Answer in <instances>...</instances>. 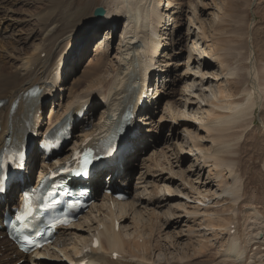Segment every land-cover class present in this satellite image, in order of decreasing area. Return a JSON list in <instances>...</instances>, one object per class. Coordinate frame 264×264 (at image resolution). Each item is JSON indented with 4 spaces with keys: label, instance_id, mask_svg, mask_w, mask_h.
I'll use <instances>...</instances> for the list:
<instances>
[{
    "label": "bare ground",
    "instance_id": "obj_1",
    "mask_svg": "<svg viewBox=\"0 0 264 264\" xmlns=\"http://www.w3.org/2000/svg\"><path fill=\"white\" fill-rule=\"evenodd\" d=\"M79 1L49 0L47 3L51 7L46 9L42 18L33 16L19 21L13 19L15 5L22 4L32 9L37 8L36 4L46 6V0H0V101L4 102L0 108V152L10 140H23L22 129L27 118L36 117L40 132H44L66 115H75L84 105H89L84 119L75 121V128L80 133L73 135L70 146L61 156L45 159L38 144L31 149L27 164L29 171H26L28 176L24 175L12 183L6 199L8 207L16 202L18 192L22 194L21 188L33 182L38 171L42 178L57 164L70 160L73 151L87 140H90V145L105 138L122 110L132 108L133 114L145 126V132L143 127L135 126L128 145L117 156L115 164L96 173L91 181L94 196L101 203L95 202L87 215L62 229L55 244L40 255L24 256L4 235L0 243V264H15L21 260L30 264H44L50 260L66 264L67 259L70 264H79L85 258L86 249H91L89 257L93 264H264V201L248 196L239 178L238 166L242 139L254 123L257 108L262 110L264 123V57L259 61L251 58V65L245 68L256 95L249 94L242 102L236 94L239 88L235 82L240 68L234 66L230 69L229 54L220 48V41H215L217 37L213 36V29L216 30L222 19L223 3L213 21L192 22L189 18L193 25H198V32L189 30L188 39H196L192 41L193 50H189L187 56L188 71L181 76L178 74V61L183 53L184 35L180 32L179 19L185 12L184 0H90L89 5L93 9L90 8L87 21L73 32L60 30L59 18L67 15L63 9L72 8L78 14ZM100 7L106 12L102 18H97L94 11ZM15 21L31 25L29 31L34 27L37 30H33L26 39L21 35L13 38ZM119 29L122 33L118 35L113 67L109 64L112 63L109 55L114 50L112 33L114 31L116 35ZM10 31L12 39H8ZM102 31L101 38L92 46L88 65L78 76L80 69L76 68L81 55H85ZM38 33L43 38L36 43ZM31 39H34L33 44L26 48ZM74 39H79V43L72 47ZM151 76H154L153 80ZM144 82L149 85L148 94L155 99L150 107H140L143 95L140 86ZM180 83H184L182 98L179 99L184 110H178L176 118L177 112L170 111L171 103L168 101L165 110L171 113L169 115L175 125L179 120L186 122V138L177 143L180 134L176 131L169 138L164 139L161 135L159 142L165 141L177 147V151L168 148L159 151L158 148L147 158L156 162L153 175H160H151L152 182L158 185L160 192L166 193L164 197H156L149 192L151 182L144 181L140 182L145 183L144 187L136 188L138 195L133 205V202H119L113 195L105 194L100 198L103 175L109 173L113 176V188L128 184L133 160L146 151L145 138L154 139L156 130L161 127L156 118L160 115L162 95H169ZM32 88L39 89L38 97L28 95ZM166 89L169 93L164 91ZM56 92L62 93L60 103H54ZM138 93L141 96L137 97ZM52 97L53 105L47 112L49 116L44 119ZM98 98L101 105L96 103ZM41 111L43 115H40ZM173 126L171 130H174ZM188 158H192L193 163L182 172L181 166ZM190 173L196 176L193 185L188 181ZM174 186H177V191L172 189ZM171 199L178 200V203ZM163 205L168 206V217L178 220L176 225L187 220L189 226L183 225L187 235L180 233L181 238L187 236L185 243L177 241L171 245L167 239L164 243L158 240L160 237H155L152 227L146 236L140 234L143 231L140 229L144 228L141 225L146 224L145 228H149L151 222L148 217L153 214L154 206ZM5 213L6 208L0 202V225L4 223ZM128 220H131L129 224ZM173 224L174 221L171 226ZM94 238L100 241L98 248L92 247ZM178 245L182 248L176 247ZM207 247L217 250L215 255L210 254L211 261L208 258V262H194L206 255Z\"/></svg>",
    "mask_w": 264,
    "mask_h": 264
},
{
    "label": "rangeland",
    "instance_id": "obj_2",
    "mask_svg": "<svg viewBox=\"0 0 264 264\" xmlns=\"http://www.w3.org/2000/svg\"><path fill=\"white\" fill-rule=\"evenodd\" d=\"M47 2H49V0H46V6H43L44 4H41V5L36 4L37 8H32V9H28V7H24V5H22V4L15 5L14 9H15V12L17 14L15 13L13 19H17V20L20 19L21 20V18H23V19H31L34 17L42 18L44 16V14L46 13V9L51 7V5H48L49 3H47ZM81 2H83V3H81ZM89 2H90V0H88V1L87 0H80L79 1L80 7L78 6L77 8H79V9H76L77 11H79L78 14L75 13V10L72 8H70L69 10L64 8L63 10L64 11L66 10L67 15L65 17L63 16V17L59 18V20H61L60 21V30H64V31L68 30V32H73L75 29H77V27L80 24H84L87 21L88 17L90 16L89 14L91 13V10L93 9V7L92 8L90 7ZM184 3H185V5H184L185 12H184V15L182 16V18L179 19V23L181 25L180 32L183 33V35H184V44L182 46L183 47L182 56H181L180 60L178 61V63H179L178 64V67H179L178 74L183 76L188 71L187 66H186L187 65V59H188L187 56L189 55V50H193V48H192L193 42L192 41L194 39H196L195 37L191 38L190 40L188 39L189 30L191 32H193V31H195L196 33L198 32V29H197L198 25L195 26L192 24V22L200 20V21H205L206 23H208L210 21H213L215 19V17L217 15H219V7L223 3L225 9H224V12L222 13L223 15L221 16L222 19H221L220 23L218 24V26L215 27L216 30L213 29V33L215 34L213 36H214V38L217 37L215 39V41L216 40H217V42L220 41L219 45L221 47L220 46L219 47L222 49H225L226 53L229 54L227 61L229 62L230 69L235 68V67L240 68L238 71V76L236 77L237 79H235V82H238L237 87L239 89L236 90V94L239 96V100H241V98H242L241 101L245 102L246 98L248 97L249 94H251V95L255 94L256 95V91H253L247 70H245V68L247 66L251 65L250 64L251 60H252L251 58L254 57V59L256 58L259 61L261 59V57L262 58L264 57V54H263V51H264V0H184ZM90 8H91V10H90ZM189 18H192V22H191V19H189ZM16 22L17 21H15L14 26L12 27V30H14L12 33L13 38H15V36L21 35V37L23 39H26L28 37V35H30L31 32H33V30H37L34 27L35 29L33 28L32 31L31 30L29 31V29H32L31 25H28L27 23H24L21 25L20 23H16ZM29 26H30V28H29ZM123 27H121V29H123ZM218 30H219L220 34H218ZM103 32L104 31H102L101 34H99V36L95 39L93 44L89 47L90 49H88L86 51L85 55H81L80 63H79L80 68L78 66L76 68V66H75L76 69H80V73L78 74V76H80L83 73L82 71H84L85 67L88 65L89 60H87V59H89V57H91V55H92V52H91L92 46L94 45V43L97 40H99L101 38V35L103 34ZM120 32L122 33V31H120V29H119L118 32L116 33V35H115L114 31L112 33L111 45H112L114 50H112L110 55H109V61L111 60L110 62H112L109 64H110V66L112 65L113 67L116 64L115 58H116L117 52L115 49H117V46L119 44V36L121 34ZM215 32H217V33H215ZM196 33H194V34H196ZM40 34L38 33L36 35V37H37V39H35L36 43L40 42L39 40H41V38H43V36L40 37ZM60 35H62V34H60ZM213 36H211V37H213ZM8 39H12L11 31H10ZM78 40L74 39V41L72 43V47L75 46L77 43H79V42H77ZM82 40H84V39H82ZM256 40H258V41H256ZM32 41L34 42V39H31L28 41L26 48L30 47ZM190 48H192V49H190ZM251 54H253V55H251ZM44 56L45 55H43V57ZM76 73H77V71H76ZM225 74L226 73H224L223 75H225ZM70 82H72V79L70 80ZM183 87H184V83H180V84H178V86H176L174 91H171V93H169V91H167V89L164 90L165 92H168L169 95L167 93L165 94V96L162 95V99H161L160 106H159L160 115L156 118V120H157L156 123H159V125L158 124L157 125L161 126V127H158V129L156 130L157 134L155 135L154 139H151L150 137L145 138V144L147 146V148L145 149L146 151H143L140 155H138L136 157V159L133 160V162L129 168L130 177L132 180L130 179L128 184L124 185V190H122L123 193L125 192L128 196V199L124 202H130V203L133 202L132 205L135 203V197L138 195L137 194L138 192L136 190L138 189V187H144L145 183L141 184L144 181L145 182H151L152 185L151 184L149 185L150 187H149L148 191L152 192L154 195H156V197L160 196L163 198L164 195L166 194V193L160 192V190L158 189V185L156 184V186H155L154 182H152L151 175L154 174V170H153L154 166L153 165H156V162L153 161L152 159H147V158L152 154V151L157 150L158 148H159L158 149L159 151L162 150L163 148H168V149H172V150L177 151V149H176L177 147L175 148L174 146H172L171 144H169L165 141L160 143L159 141H160L161 135H163L164 139L166 137L169 138V137H171L172 133L176 131V133L180 134V139L178 140L177 143H182V141L186 138V134H184V128H186V126H187V125H185L186 122L184 120H179L178 122H176L177 124L175 125V122L172 121V119L170 118L171 116L169 114H171V113H169L168 111L165 110V108L166 109L168 108L167 105H169V103H171L173 105L172 106L170 104L171 110L170 109L169 110L170 111L174 110L173 111L174 113L180 109L182 111L184 110L182 103L180 101L182 98L181 92L183 90ZM61 94H62L61 92H56L53 95V97L55 98L54 103H56V102L60 103ZM53 97L48 101L46 114H47V112H49L48 111L49 108L52 107V105H53L52 104ZM99 100H100L99 98L96 99V103L98 105H101V103H99ZM167 101L169 103H167ZM100 102H101V100H100ZM102 110H103V108L100 109V111H102ZM163 110H165V111L163 112ZM260 111H262V110L260 108H257L256 114L254 116V118H255L254 123L250 126V128L248 129V133H246V136L243 137V139H242V141H244V142H243V145L240 147V149H242V151H241V155L239 156L238 166H239V178L241 179V182L244 184V188L247 191L248 196L253 197V199H255V200H258V199L262 200L263 199V201H264V123L262 121L263 115ZM177 114H178V112L176 113V118H177V116H179ZM97 115L99 116L100 114H97ZM47 117H48V115H47ZM161 118H164V119L161 120ZM45 119H46V117H45ZM173 125H175V126H173ZM172 126H173L174 130H171ZM160 132H163V134H159ZM182 135H184V136H182ZM174 143H176V141H174ZM178 150H179V148H178ZM178 153L180 155H182L180 150L178 151ZM179 157H180V159L182 158L181 156H179ZM143 159H145V160H143ZM152 162H155V163H152ZM192 163H193L192 158H188V160H185V162L181 166V170H183L182 172H184L185 169L188 170V168H189L188 166H190ZM177 170H178V168L175 169V171H177ZM156 172H158V170H156ZM181 174L182 173H179V175H181ZM192 174L193 173L189 174L190 178H188V181L191 182V184L193 185L194 184L193 182L196 181V176L195 175L193 176ZM157 175H160V173ZM157 175H153V176H157ZM166 176H168L167 173H166ZM141 177L144 179L143 180L141 179V181H140L139 179ZM138 184H139V186H138ZM175 187H177V186L172 187V189L174 191H177V189ZM139 192H141V190H139ZM147 196L150 197L149 194ZM102 197H103V195L100 196V198H102ZM171 200L176 201L175 203H178V200H174V199H171ZM96 203H98V204L101 203V200H98ZM154 207H155V210L152 212L153 214L150 216L151 218L148 217L150 219V222H151L149 228H147V229L145 228L146 224L141 225V227L144 226V228L140 229V230H143L142 232L140 231V234L146 236L152 227V232H153V234H155V237L156 238L160 237V238H158V240H162L164 243H166L165 242L166 239H167V242H169L171 245H173L174 242L176 243L177 241H181V242L185 243V239H187V236L182 237V238H181V236L187 235V233H188V232H186L187 231L186 227H183V225H185V224L187 225V223H186L187 220H184V222L181 225H176L175 223H177L178 220L175 218H170L166 214L168 211V206L163 205L160 207H157V206H154ZM85 215H87V213L84 214V216ZM128 217L131 218V220L133 221V218L131 217V215H129ZM156 218H158V219H156ZM131 220H128L127 223L129 224L131 222ZM173 221H174V224L171 226V223ZM122 223L125 224L126 222H124V220H123ZM157 223L159 226L157 225ZM187 226H189V225H187ZM183 229H185L186 231ZM180 233L181 234L184 233V234L181 235ZM176 235H178L177 238H176ZM168 238H170V239H168ZM190 238H192V237H190ZM2 240L3 239H1V236H0V241H2ZM186 242H187V240H186ZM176 247L182 248L181 245H178ZM207 249H210V252ZM216 251L217 250L215 249V247H212V249H211V247H209V248L207 247L206 248V255L208 257L206 255H202V256L198 257V259H195L194 262H200L201 260L208 262L209 261L208 258H210V261H211V259H212L211 256L215 255ZM210 254H211V256H210ZM14 260H15V258H14ZM67 261H68V259L65 261L66 264H67ZM15 262H16L15 264H21V262H22V264L24 263V261H21V262L15 261ZM24 264H30V263H24ZM44 264H65V263H60V262H57L56 260H53V261L50 260V261L44 262Z\"/></svg>",
    "mask_w": 264,
    "mask_h": 264
},
{
    "label": "water",
    "instance_id": "obj_3",
    "mask_svg": "<svg viewBox=\"0 0 264 264\" xmlns=\"http://www.w3.org/2000/svg\"><path fill=\"white\" fill-rule=\"evenodd\" d=\"M105 10L103 8H97L95 11H94V15L97 17V18H102L104 15H105Z\"/></svg>",
    "mask_w": 264,
    "mask_h": 264
},
{
    "label": "snow or ice",
    "instance_id": "obj_4",
    "mask_svg": "<svg viewBox=\"0 0 264 264\" xmlns=\"http://www.w3.org/2000/svg\"><path fill=\"white\" fill-rule=\"evenodd\" d=\"M89 163V160L86 158L84 161L85 166Z\"/></svg>",
    "mask_w": 264,
    "mask_h": 264
},
{
    "label": "trees",
    "instance_id": "obj_5",
    "mask_svg": "<svg viewBox=\"0 0 264 264\" xmlns=\"http://www.w3.org/2000/svg\"><path fill=\"white\" fill-rule=\"evenodd\" d=\"M45 259V258H44Z\"/></svg>",
    "mask_w": 264,
    "mask_h": 264
}]
</instances>
